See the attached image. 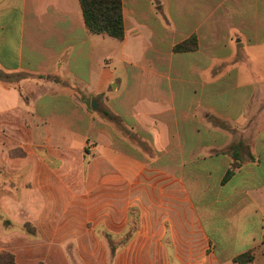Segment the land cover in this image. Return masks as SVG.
<instances>
[{"label":"crops","instance_id":"obj_1","mask_svg":"<svg viewBox=\"0 0 264 264\" xmlns=\"http://www.w3.org/2000/svg\"><path fill=\"white\" fill-rule=\"evenodd\" d=\"M122 13L120 41L88 30L80 0H0V253L264 264V0Z\"/></svg>","mask_w":264,"mask_h":264},{"label":"trees","instance_id":"obj_2","mask_svg":"<svg viewBox=\"0 0 264 264\" xmlns=\"http://www.w3.org/2000/svg\"><path fill=\"white\" fill-rule=\"evenodd\" d=\"M88 30L93 34L108 35L122 41L124 39V22L122 0H80ZM198 49L197 37L193 35L188 40L175 47L176 52H189ZM109 121H121L119 117L106 113ZM234 174L230 170L224 178L227 181ZM254 260L252 252L240 255L234 259L237 264H249ZM0 264H17L14 255L9 252L0 253Z\"/></svg>","mask_w":264,"mask_h":264},{"label":"rangeland","instance_id":"obj_3","mask_svg":"<svg viewBox=\"0 0 264 264\" xmlns=\"http://www.w3.org/2000/svg\"><path fill=\"white\" fill-rule=\"evenodd\" d=\"M255 62L257 65H261L260 67L263 69V67H264V64H263L264 63V54H262V52L261 53L256 52ZM263 71H264V69H263ZM15 79H17V78L12 77V79H9L8 81L15 80ZM108 119H110V118H108ZM112 123L119 125L120 131L124 132L125 129H123V127H122L123 125L121 124V121L117 120L116 122L113 121ZM8 155H10V156H24L25 152L21 149H17V150L13 149V150L8 151Z\"/></svg>","mask_w":264,"mask_h":264},{"label":"water","instance_id":"obj_4","mask_svg":"<svg viewBox=\"0 0 264 264\" xmlns=\"http://www.w3.org/2000/svg\"><path fill=\"white\" fill-rule=\"evenodd\" d=\"M93 107L95 108L96 106L94 105Z\"/></svg>","mask_w":264,"mask_h":264}]
</instances>
